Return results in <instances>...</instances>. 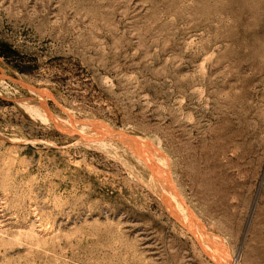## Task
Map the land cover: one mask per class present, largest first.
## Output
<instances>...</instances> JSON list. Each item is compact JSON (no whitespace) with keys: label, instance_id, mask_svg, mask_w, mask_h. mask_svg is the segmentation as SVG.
<instances>
[{"label":"rangeland","instance_id":"rangeland-1","mask_svg":"<svg viewBox=\"0 0 264 264\" xmlns=\"http://www.w3.org/2000/svg\"><path fill=\"white\" fill-rule=\"evenodd\" d=\"M0 264H264V0H0Z\"/></svg>","mask_w":264,"mask_h":264}]
</instances>
